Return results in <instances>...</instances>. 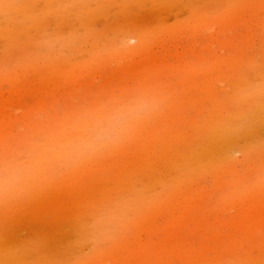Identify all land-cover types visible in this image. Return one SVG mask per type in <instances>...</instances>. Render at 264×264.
Segmentation results:
<instances>
[{
    "label": "rangeland",
    "instance_id": "rangeland-1",
    "mask_svg": "<svg viewBox=\"0 0 264 264\" xmlns=\"http://www.w3.org/2000/svg\"><path fill=\"white\" fill-rule=\"evenodd\" d=\"M0 264H264V0H0Z\"/></svg>",
    "mask_w": 264,
    "mask_h": 264
},
{
    "label": "clouds",
    "instance_id": "clouds-1",
    "mask_svg": "<svg viewBox=\"0 0 264 264\" xmlns=\"http://www.w3.org/2000/svg\"><path fill=\"white\" fill-rule=\"evenodd\" d=\"M120 119H122V117L117 115L113 119H111L109 122L111 123V122H114V121H119Z\"/></svg>",
    "mask_w": 264,
    "mask_h": 264
}]
</instances>
